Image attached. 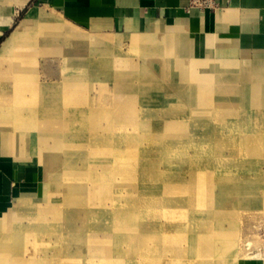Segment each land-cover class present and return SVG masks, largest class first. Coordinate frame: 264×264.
I'll return each mask as SVG.
<instances>
[{"label": "rangeland", "instance_id": "rangeland-1", "mask_svg": "<svg viewBox=\"0 0 264 264\" xmlns=\"http://www.w3.org/2000/svg\"><path fill=\"white\" fill-rule=\"evenodd\" d=\"M37 13L0 49L18 43L42 120L32 135L12 133L8 150L0 138L17 189L0 219V252L12 246L5 261L264 264V58H186L163 44L110 42L45 13L78 32L58 29ZM166 190L164 205L181 208L169 220L152 211L162 203L153 192ZM148 200L136 218L123 210ZM38 214L46 231L30 226Z\"/></svg>", "mask_w": 264, "mask_h": 264}, {"label": "crops", "instance_id": "crops-1", "mask_svg": "<svg viewBox=\"0 0 264 264\" xmlns=\"http://www.w3.org/2000/svg\"><path fill=\"white\" fill-rule=\"evenodd\" d=\"M217 2L201 11L189 8V0H0V49L32 11L41 13L37 21L72 27L44 15L50 11L110 42L163 44L186 58H264V0ZM15 171L0 159V219L17 193Z\"/></svg>", "mask_w": 264, "mask_h": 264}, {"label": "bare ground", "instance_id": "bare-ground-1", "mask_svg": "<svg viewBox=\"0 0 264 264\" xmlns=\"http://www.w3.org/2000/svg\"><path fill=\"white\" fill-rule=\"evenodd\" d=\"M36 11H32L25 19V21L22 23L24 28L27 27H31L36 20H32L34 19L33 17H35L34 13ZM39 14L38 16L40 17L41 13H37ZM37 16V18H38ZM50 17V16H49ZM36 18V17H35ZM21 24V25H22ZM34 27V26H33ZM70 34H73L74 31H69ZM76 40L82 42V40H86V39H82L80 36L78 38L73 37ZM22 40V39H21ZM20 40V41H21ZM12 42L9 43L8 46V50L7 51H1L0 50V60L1 58H7L8 62L6 66L0 65V120L4 121L3 124L0 125V138H2V144L4 145V149L8 150L9 147L8 145V137L10 135H12V133H16L17 131V136L19 135V133H24L25 134H30V133H34L37 132L38 129L42 126V120L40 119V108L39 106L35 103L34 98L31 94V89L30 87L27 85L26 82V78H25V69L23 68L22 65V60H19L18 54L13 53L14 49L16 48V46H13L15 48H10ZM7 44V43H6ZM91 46V45H90ZM98 46H104L102 44H98ZM106 46V45H105ZM136 68V67H134ZM29 81V80H28ZM108 88V87H107ZM110 89V88H109ZM107 89V90H109ZM251 97V96H250ZM254 100V99H253ZM42 104V102H41ZM42 110V109H41ZM264 111V110H263ZM5 119V120H4ZM76 120V119H75ZM74 120V121H75ZM6 121V122H5ZM70 121V120H69ZM187 124V123H186ZM197 124V123H196ZM207 124V123H206ZM212 126V125H211ZM195 127V126H194ZM196 128V127H195ZM212 128V127H211ZM74 130V129H73ZM211 130V129H210ZM179 131V130H177ZM30 132V133H29ZM72 132V131H71ZM170 132V131H169ZM126 133V132H125ZM173 133V132H172ZM30 134V135H32ZM168 134V132H167ZM174 134V133H173ZM3 135V136H2ZM122 135V134H121ZM169 135V134H168ZM125 136V135H124ZM180 136V135H179ZM151 137V136H150ZM161 137V136H160ZM170 137V136H169ZM233 139V138H232ZM72 140V139H71ZM133 140V139H132ZM62 141V140H61ZM54 142V141H53ZM56 142V141H55ZM77 142V141H76ZM229 142V141H228ZM61 143V142H60ZM126 143V142H125ZM43 146V145H42ZM134 147V145H133ZM44 148V147H43ZM76 149V148H75ZM128 149V148H127ZM61 150V148L59 149ZM120 150V149H119ZM124 150V149H123ZM40 151V150H39ZM116 152V151H115ZM120 152V151H119ZM238 152V151H237ZM117 154V153H116ZM87 156V155H86ZM123 156V155H122ZM99 157V156H98ZM236 157V156H235ZM110 158V157H109ZM79 159V158H78ZM120 160V159H119ZM129 160V159H128ZM70 161V160H69ZM98 161V160H97ZM127 161V160H126ZM65 162V161H64ZM67 162V161H66ZM71 162V161H70ZM91 162V161H90ZM85 163V161H84ZM110 163V162H109ZM169 164L172 163L171 162H167ZM71 164V163H70ZM73 164V163H72ZM120 165V164H119ZM69 166V165H68ZM87 166V165H86ZM111 166V165H110ZM127 166V165H126ZM122 167V166H121ZM150 167V166H149ZM105 168V167H104ZM102 169V168H101ZM90 170V169H89ZM127 170V169H126ZM200 168L195 169L194 171L199 172ZM55 172V171H54ZM115 172V171H114ZM134 172V171H133ZM132 172V173H133ZM190 172V171H189ZM195 172V173H196ZM57 173V172H56ZM116 173V172H115ZM255 173V172H254ZM58 174V173H57ZM61 174V173H60ZM206 174V173H205ZM258 174V173H257ZM170 175V174H169ZM183 175V174H182ZM96 176V175H95ZM125 173H120L119 177H121L122 179H124ZM110 177V176H109ZM132 177V176H131ZM181 177V176H180ZM126 178V176H125ZM258 178V177H257ZM76 179V177H75ZM103 179V178H102ZM195 179V178H194ZM254 179V178H253ZM111 180V179H110ZM113 180V179H112ZM250 180V179H249ZM256 180V179H255ZM260 180V179H259ZM97 181V180H96ZM106 181V180H105ZM93 182V181H92ZM125 182V181H124ZM131 182V181H130ZM144 182V181H143ZM262 182V181H261ZM260 182V183H261ZM147 183V182H146ZM151 183V182H148ZM158 183V181H157ZM169 183V182H168ZM90 184V183H89ZM186 184V181H181L180 183L177 184V186H183ZM235 184V183H234ZM252 184V183H251ZM259 184V183H258ZM88 185V184H87ZM240 185V184H239ZM250 185V184H249ZM257 185V184H256ZM71 186V185H70ZM70 186L68 185L66 187V191L64 192V194L69 193L68 190H70ZM151 189V188H150ZM171 190V189H170ZM168 190H166L165 193H156L153 192L152 194V198L151 199H155L158 198L160 200V204L155 205L152 208V211L154 212L155 209L157 208H161L164 212V215H166V220L171 219V213L175 212V211H180L181 208L180 207H173V208H169L167 206L164 205L165 202L169 201V196L167 195ZM133 192V191H132ZM263 192V191H262ZM169 194V193H168ZM171 194V193H170ZM264 194V193H263ZM132 195V194H131ZM223 195V194H222ZM75 198V196H73ZM65 200L69 199V200H74L72 198H67L65 195ZM117 197H113L111 198L110 203L113 204L115 203ZM136 201V200H135ZM150 201H145L144 203H142L141 205H135L134 201L129 204L127 209L123 210H127L128 213H132L135 215H131L134 216V218H136V216H138V214H140V212L143 209H146L148 207H150ZM187 201V200H186ZM263 202V201H262ZM71 204V203H69ZM135 206H134V205ZM133 205V206H132ZM71 206V205H69ZM108 206V205H107ZM179 206V205H178ZM196 207V206H195ZM140 208L142 210H140ZM243 210V209H242ZM50 211V210H49ZM162 211V212H163ZM51 213L54 214L56 213V210L54 208H52ZM197 213V212H196ZM41 214H38L37 217L35 219H32L31 221H36L37 223H32L30 222V226H32L33 228H39L40 225H44V227H41L42 229H44V231L47 230V227H49V224L46 223L45 221L41 220L39 221ZM35 217V216H34ZM188 217V216H187ZM199 217V216H198ZM165 218V217H164ZM186 219V218H185ZM192 219V218H191ZM188 220V219H187ZM38 222H41L40 225ZM47 226V227H46ZM129 226H131V224H129ZM46 229V230H45ZM189 230V229H188ZM157 231L156 226L154 225V227L151 229L150 231V237H153V234L155 235V232ZM167 233V232H166ZM177 233V232H176ZM85 234V233H84ZM162 236V235H161ZM190 236V235H189ZM65 237V236H64ZM125 237V236H124ZM158 237V236H157ZM11 238V234L7 237H5L4 239L6 240H10ZM129 238V237H128ZM165 238V237H164ZM12 240V239H11ZM157 240V239H156ZM19 241V240H18ZM17 241V242H18ZM132 241V240H131ZM143 241V240H142ZM159 241V240H158ZM204 241V240H203ZM8 242V241H7ZM6 242V243H7ZM20 242V241H19ZM18 242V243H19ZM151 242V241H150ZM16 243V242H15ZM128 246H131V242L128 240ZM125 244V243H124ZM130 244V245H129ZM183 244V243H182ZM21 245V244H20ZM4 250L0 252V264H6L7 262L5 261V254L8 253L7 250H9L12 246H10V248L4 244ZM15 246V245H14ZM57 246V245H56ZM74 246V245H73ZM7 247V248H6ZM43 247V246H42ZM152 247V246H151ZM155 247V246H154ZM16 248V247H15ZM171 248V247H170ZM182 248V247H181ZM14 249V247H13ZM136 249V248H135ZM149 249V248H147ZM163 249V248H161ZM176 249V248H175ZM195 249V248H194ZM71 251V250H70ZM138 251V250H137ZM156 251V250H155ZM15 252V250H14ZM133 252V251H132ZM148 252V251H147ZM195 252V251H194ZM198 252V251H197ZM18 253V252H17ZM160 253V252H159ZM162 253V252H161ZM185 253V252H184ZM39 254V253H38ZM47 252H45L43 255H46ZM52 254V253H51ZM69 254V253H68ZM154 254V253H153ZM163 254V253H162ZM183 254V253H182ZM18 255V254H17ZM16 255V256H17ZM32 256H34V254H31ZM42 255V254H41ZM156 255V254H154ZM15 256V255H13ZM165 256V255H164ZM134 257V256H133ZM170 257V256H169ZM179 257V256H178ZM183 257V256H181ZM187 257V256H186ZM51 258V257H50ZM65 258V257H64ZM33 259V258H32ZM43 259V258H42ZM127 259H132V255H127L126 256V261ZM124 260V259H123ZM11 261V260H10ZM8 264V263H7ZM11 264V263H10ZM12 264H32L31 260H27L25 259H19L18 261L16 259H14V261L12 262ZM33 264H51L50 262H41V261H33Z\"/></svg>", "mask_w": 264, "mask_h": 264}, {"label": "built area", "instance_id": "built-area-1", "mask_svg": "<svg viewBox=\"0 0 264 264\" xmlns=\"http://www.w3.org/2000/svg\"><path fill=\"white\" fill-rule=\"evenodd\" d=\"M218 7L217 0H189V8H196L199 10L215 9ZM264 253V245L262 247Z\"/></svg>", "mask_w": 264, "mask_h": 264}]
</instances>
